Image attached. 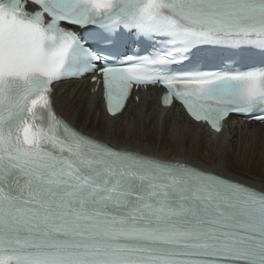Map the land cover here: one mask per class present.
Here are the masks:
<instances>
[{"label":"snow or ice","instance_id":"6c2138e0","mask_svg":"<svg viewBox=\"0 0 264 264\" xmlns=\"http://www.w3.org/2000/svg\"><path fill=\"white\" fill-rule=\"evenodd\" d=\"M88 77L264 125V0H0V264H264V190L78 132L53 85Z\"/></svg>","mask_w":264,"mask_h":264},{"label":"bare ground","instance_id":"6f19581e","mask_svg":"<svg viewBox=\"0 0 264 264\" xmlns=\"http://www.w3.org/2000/svg\"><path fill=\"white\" fill-rule=\"evenodd\" d=\"M87 89L85 83H60L53 95L54 109L85 134L113 147L189 163L264 190V125L230 121L224 132L213 136L176 106L159 109L154 89L109 120L99 99L89 97Z\"/></svg>","mask_w":264,"mask_h":264}]
</instances>
